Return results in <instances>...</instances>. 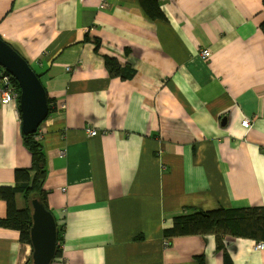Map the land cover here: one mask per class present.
<instances>
[{
    "label": "crops",
    "instance_id": "obj_1",
    "mask_svg": "<svg viewBox=\"0 0 264 264\" xmlns=\"http://www.w3.org/2000/svg\"><path fill=\"white\" fill-rule=\"evenodd\" d=\"M158 1L152 20L139 0H0L3 41L65 106L40 127L65 229L52 264H264L255 240L165 235L183 215L264 208V0ZM105 56L133 79L111 77ZM21 126L0 103V187L31 167ZM31 252L0 228V264Z\"/></svg>",
    "mask_w": 264,
    "mask_h": 264
},
{
    "label": "trees",
    "instance_id": "obj_2",
    "mask_svg": "<svg viewBox=\"0 0 264 264\" xmlns=\"http://www.w3.org/2000/svg\"><path fill=\"white\" fill-rule=\"evenodd\" d=\"M139 3L150 19L155 20L163 16L158 0H139ZM261 29L264 33V24ZM0 38L2 39L1 36ZM94 42L97 46L100 45L99 39H94ZM126 51L128 54V50ZM104 59L105 67L111 77L128 81L135 76L136 72L130 65H121L115 57L105 56ZM2 72L3 68L0 67V75ZM38 77L40 78L39 75ZM17 88L20 92L18 84ZM48 104L49 118L56 111V107L50 98H48ZM42 135L40 129L35 134L22 133L23 145L32 158L31 167L15 170L16 185L14 187H0V200L6 203V216L0 218V228L18 231L21 244L28 246H31V201L38 199L52 213L48 204L49 194L44 187L47 170ZM18 196L25 202L23 209H19L17 205ZM64 233L65 229L58 226L57 258L63 255L61 244L64 242ZM165 235L171 238L213 235L219 249H224V239L227 236L264 241V208L219 209L183 215L174 220L173 227L165 231ZM31 256L32 252L25 264H32Z\"/></svg>",
    "mask_w": 264,
    "mask_h": 264
},
{
    "label": "water",
    "instance_id": "obj_3",
    "mask_svg": "<svg viewBox=\"0 0 264 264\" xmlns=\"http://www.w3.org/2000/svg\"><path fill=\"white\" fill-rule=\"evenodd\" d=\"M0 67L9 73L20 87L18 107L22 133H37L50 112L47 91L41 79L30 64L1 38ZM31 210L32 264H52L57 258L58 250L57 220L38 199L31 201Z\"/></svg>",
    "mask_w": 264,
    "mask_h": 264
},
{
    "label": "built area",
    "instance_id": "obj_4",
    "mask_svg": "<svg viewBox=\"0 0 264 264\" xmlns=\"http://www.w3.org/2000/svg\"><path fill=\"white\" fill-rule=\"evenodd\" d=\"M202 58L205 61L211 57L210 50H203L201 52ZM15 79L7 72L3 71L0 75V103L2 106H9V105H18L20 92L18 91L17 84L15 83ZM17 82V81H16ZM19 86V85H18ZM20 90V89H19ZM57 110H64L65 106L63 104L56 105L54 104ZM241 126L249 131L252 128V121L250 119H243L241 122ZM41 132V131H40ZM88 135L94 137L97 135V131L94 129H87ZM65 191V190H63ZM255 251H264V241H257L254 245Z\"/></svg>",
    "mask_w": 264,
    "mask_h": 264
},
{
    "label": "clouds",
    "instance_id": "obj_5",
    "mask_svg": "<svg viewBox=\"0 0 264 264\" xmlns=\"http://www.w3.org/2000/svg\"><path fill=\"white\" fill-rule=\"evenodd\" d=\"M31 247V246H30ZM32 249V248H31Z\"/></svg>",
    "mask_w": 264,
    "mask_h": 264
},
{
    "label": "rangeland",
    "instance_id": "obj_6",
    "mask_svg": "<svg viewBox=\"0 0 264 264\" xmlns=\"http://www.w3.org/2000/svg\"><path fill=\"white\" fill-rule=\"evenodd\" d=\"M23 203H25V202H23Z\"/></svg>",
    "mask_w": 264,
    "mask_h": 264
}]
</instances>
